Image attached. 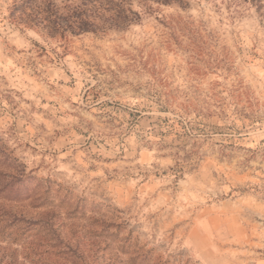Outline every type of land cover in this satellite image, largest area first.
I'll return each instance as SVG.
<instances>
[{
    "label": "rangeland",
    "instance_id": "374dc122",
    "mask_svg": "<svg viewBox=\"0 0 264 264\" xmlns=\"http://www.w3.org/2000/svg\"><path fill=\"white\" fill-rule=\"evenodd\" d=\"M131 2L62 38L0 0V264H264V0Z\"/></svg>",
    "mask_w": 264,
    "mask_h": 264
},
{
    "label": "trees",
    "instance_id": "16d2710c",
    "mask_svg": "<svg viewBox=\"0 0 264 264\" xmlns=\"http://www.w3.org/2000/svg\"><path fill=\"white\" fill-rule=\"evenodd\" d=\"M131 1L13 0L10 18L17 25L38 29L48 37L63 38L68 34L80 35L105 30H122L140 20V15L133 11ZM143 1L170 4L177 0ZM183 129L185 134L191 133L185 127ZM193 131L195 130L192 128ZM183 171L182 168L178 170L181 174Z\"/></svg>",
    "mask_w": 264,
    "mask_h": 264
}]
</instances>
